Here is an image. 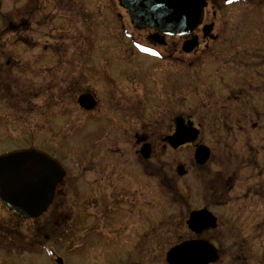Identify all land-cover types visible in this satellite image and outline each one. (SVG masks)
<instances>
[{
    "label": "rangeland",
    "instance_id": "obj_1",
    "mask_svg": "<svg viewBox=\"0 0 264 264\" xmlns=\"http://www.w3.org/2000/svg\"><path fill=\"white\" fill-rule=\"evenodd\" d=\"M33 4L28 1L25 8L23 0H0V153L16 148H42L58 157L70 173L80 170L77 164L82 158H101L107 161L108 172L112 166H118L116 170L120 171L105 173L112 180L115 174L116 179L107 185L101 201L98 191H90L100 187L97 179L90 174L76 177L77 199H69L67 195L57 211L48 208L40 217H18L0 202V264H166L168 249L190 235L185 224L190 212L200 208H207L219 220L234 218L236 222L230 226L221 221L218 229V232L228 230L221 244L218 243L224 264H264L262 217L250 208L236 212L234 206L217 204L212 197L213 171L221 170L225 158L212 154L199 166L193 160V144L173 149L161 140L172 130L168 129L169 122L182 114L195 123L202 122V137L196 142L216 151L212 135L216 118L233 124L249 122L239 114L226 115L215 109L221 105L229 108L230 104L214 93H207L208 97L205 92L200 93L199 87L205 86L211 77H199L198 70L203 61L212 62L214 45L226 48L231 43L252 42L247 39L255 36L252 29L255 25L238 15L243 5L225 7L221 19L228 22V17L235 15L239 19V32L229 31L232 24L228 22L220 40H206L209 47L204 54L191 50L183 56L177 46V51H169L171 57L166 56L169 67H158L152 66V58L133 50L132 40L126 34L131 33L134 39L139 34L129 26L118 0H40L45 9L30 15ZM260 10L263 15L264 7ZM20 20L30 23V30H14ZM211 20L209 16L207 21ZM182 56L186 60L184 65L180 61ZM114 57L121 60L117 64L121 65L122 74L137 78L125 79L126 84L119 83V90L123 102L128 103L127 99L134 97L138 103L140 112L130 122L131 128L153 133V152L148 163L144 160L137 164V147L126 132H122L123 136L110 132L103 139L104 128L93 125L99 123L97 117L88 118L77 105L78 89L67 91L75 60L90 59L93 64L98 60L99 68L103 69L108 59ZM56 63L57 75L52 74ZM164 69L167 76L162 72ZM153 71L155 75H163L152 77ZM96 79L89 82L97 93L100 80ZM53 81L57 83V92L52 97ZM84 85L86 80L80 88ZM40 90L44 104L35 97ZM127 117L123 116L122 122L129 123ZM44 121L45 126L40 128L39 122ZM179 164L187 170L184 176L175 171ZM126 170L134 172L130 174L133 178L126 177ZM242 187L244 182L239 188ZM118 194H122L121 200L115 199ZM249 202L241 199L236 206H253ZM55 217L58 226L52 227ZM215 233L209 231L207 235Z\"/></svg>",
    "mask_w": 264,
    "mask_h": 264
},
{
    "label": "flooded vegetation",
    "instance_id": "obj_2",
    "mask_svg": "<svg viewBox=\"0 0 264 264\" xmlns=\"http://www.w3.org/2000/svg\"><path fill=\"white\" fill-rule=\"evenodd\" d=\"M23 1L25 2V8L27 7V2H31V0ZM32 2L34 4L29 11L30 15L45 9L44 6H40V0H32ZM238 3L243 5V11H238V15H240L243 21L247 20L250 22L252 20L255 25V27L252 28L255 31V36L247 39H251L252 42L249 41L244 44L231 43L226 48L224 46L214 45L216 48L212 50V62L205 64V61H203V63L199 64L198 68L200 71L199 77H211V81L205 82V86H200L199 89H201L200 93H206V97L214 93L217 97L225 99L230 104L229 108H223L222 105L220 108H215L217 111L226 115L239 114L241 115L242 120L249 121L233 124L227 122L221 117L216 118L215 120L217 122L212 124L213 140L215 141L217 148H215L216 151H212V148L208 147L210 150L208 160L212 154L216 155V158H225L224 160H226L225 164L221 165V170L215 169L213 171L214 178L211 185L213 193L212 197L215 199V203L217 204L234 206L233 209L236 212L246 211L247 208L256 210L257 216L262 217L260 220L261 226H264V122H261V116H264V14H260V8L264 7V0H206V7L204 8L202 22L189 34L179 36H171L154 29L138 28L133 26L128 18L127 12L125 11L129 21V26H131L133 31L139 35H141L140 33L142 32L145 33V35H141V37L139 35L134 36L137 40L132 37L131 33L126 34V36L131 38L132 47H134L133 50L136 51L137 54L141 53L140 55L143 57L152 58L150 61L152 66L156 65L158 67H169L167 64L168 61H165L168 60L167 57H171V53L169 51L171 49H175L174 51H177L176 48L179 46L181 50L180 52L183 56L189 54L183 51V45L186 41L192 39L193 37L196 38L197 44L192 51L196 50L197 52L199 50L200 54H204V51H206L209 47L206 40H211L213 42L220 40L222 38L221 35L223 34V31L227 29L224 27L226 23L230 22V24H232V27L228 29L229 31L234 32L237 29L239 32V19L236 20L234 17L235 15L233 17L227 16L229 19L228 22L221 21L224 16L223 9L225 7L230 8ZM230 14L233 13L230 12ZM209 16H211L212 19L210 22L207 21ZM50 19H52V16H50ZM51 23L52 21H50V24ZM119 24H121V26L123 25L121 22ZM8 25L11 26L10 21L8 22ZM30 27L31 24L26 22V20H20L19 25L17 27L14 26V30H30ZM248 29L251 30V28H247V30ZM168 39H175L176 41L169 43ZM146 47H148V49L149 47H152L153 49L151 48V51H146L147 54H145L144 49H147ZM87 50H90L89 44H87ZM183 56L180 58L182 65L186 63ZM159 58L161 61H159ZM6 61L9 63L10 59H7ZM93 61L90 59H84L76 62L75 60V64L73 67L71 66L73 77L72 80L68 82L67 91L72 92L78 89L77 92L75 91L77 93V105L88 118L93 119L97 117L99 123H94L93 125H98V127L104 128L105 136L103 139H105L110 132L111 134H117V136H123L122 132H126L128 135L127 137H129V141H133L135 147H137V149H135L137 156H139V158H137V164H139V162H144V160L148 163L150 160L149 157L153 152V133L148 130H145L144 132H137L135 129L131 128L132 124H130V122L132 119L136 118L135 115L140 112L138 109V103L134 97L131 99L128 98V103L123 102L122 93L119 90L121 87L119 83L123 84L124 82V84H126L125 79L130 81L134 78L137 80V78L132 75L122 74L123 70L120 68L121 65H118L121 60L118 58H109L107 65L104 66L103 69L99 68L100 65H98V60L95 61V64H93ZM57 67V63L52 66V74L57 75ZM166 70L167 69H164L162 72L166 74ZM153 73L152 77H160L163 75L162 73L155 75L156 73L154 71ZM93 78H98L100 80L97 93L92 90V86L90 88L89 80ZM84 80H86L87 85L80 88V84H82V81L84 82ZM70 86L72 87V90H69L71 89ZM50 88L52 90L51 95L53 97L54 91L57 92V83L53 81ZM160 88L164 90L165 86L161 85ZM207 93H210V95ZM35 97L39 100L43 99L41 90ZM48 104H52V102H49ZM126 115L128 116L127 118L129 119V123L127 121L122 122L123 116ZM177 117L178 116H176L171 123L169 122L168 129L172 130L161 139L164 145H168L166 137L173 134L175 119ZM180 117L184 119L185 124L188 121H191V127H195L198 130V135L194 141L182 144L176 149L184 147L185 145L193 144L195 150L200 144L196 142V140H200L202 137L203 124L202 122L195 123L191 120V118H186L182 116V114ZM219 119L226 122H219ZM226 119H229V117ZM45 124V121L44 123L39 122V127L43 128ZM236 137L242 138L241 141L239 138L235 139ZM111 140L119 142L117 138H111ZM146 144L149 145L150 150L148 158H144L140 154V148ZM95 145H97V143ZM43 150L56 157L47 149ZM57 159L64 168V175L61 181L55 186L52 202L46 209L48 210V208H50L51 211H57L60 206H63L65 203L63 201V197L67 195L68 198L70 197L69 199H77V197L75 198V196H77L76 177L90 174L94 179H97V183L100 184V187L97 190L92 188L90 191H98L97 197L100 200L101 196L106 194L107 185L113 183V181L115 182V174H118L117 172L120 171L116 170L118 169V166H112L109 169L111 171L108 172L106 168L107 161H101V158H82L77 164L80 170L70 173L71 170L69 169V171L58 157ZM114 160L115 163H118L116 159ZM195 164L199 165L197 163ZM180 165L184 168L182 164H179L175 167V171L178 176H184L187 173L185 168L183 175L178 174L177 167ZM113 167L115 170H112ZM147 168L149 167L147 166ZM114 171L116 172L112 175L114 180H112L110 176L105 175V173H114ZM132 172L133 171L126 170V177L133 178V176H130ZM241 182H244V187L239 188ZM89 184H92V182H89ZM119 186L121 187L122 185ZM205 187H208V183H205ZM235 190H238V192ZM121 197H123L122 194H118L115 199L121 200ZM241 199L249 200V204L253 206L247 207L248 204L246 206H244V204H238L236 206V201ZM92 204L95 205V203ZM104 206H106V204H104ZM88 208L91 207L89 206ZM52 215L53 214L50 216ZM214 216L216 217L214 227L205 229L198 233L192 231L188 227L186 219L185 224L189 228L190 235L183 236L179 242L197 240L208 241L216 249L217 257L207 264H224L225 261L221 259V249L218 243L221 244L220 240L227 236L226 233L228 230L226 229L222 232H218V229L222 226H220L221 221L230 226L231 224L235 225L236 222L234 221V218L219 220L215 214ZM58 222V217L53 218L51 226L57 227ZM209 231L216 233L215 235L208 236L207 234ZM190 250L188 251L189 254H195V251L192 252ZM185 253H187V251Z\"/></svg>",
    "mask_w": 264,
    "mask_h": 264
},
{
    "label": "water",
    "instance_id": "obj_3",
    "mask_svg": "<svg viewBox=\"0 0 264 264\" xmlns=\"http://www.w3.org/2000/svg\"><path fill=\"white\" fill-rule=\"evenodd\" d=\"M127 10L132 25L138 28H152L169 35L189 34L203 18L206 0H118ZM197 44L195 37L183 45L190 52ZM184 123L182 117L175 119V130L166 140L173 147L194 141L198 130ZM144 158L150 154L149 146L140 149ZM210 150L198 145L194 160L202 165ZM179 175L184 168L177 167ZM63 169L56 159L45 152L34 149H17L0 155V201L21 218H35L46 209L52 200L55 185L60 181ZM215 216L202 208L190 212L188 227L195 232L214 227ZM192 249V250H190ZM195 251L189 254L188 251ZM187 251V253H185ZM217 257L214 246L205 240L181 242L166 253L168 264H207ZM61 262V259H57Z\"/></svg>",
    "mask_w": 264,
    "mask_h": 264
},
{
    "label": "snow or ice",
    "instance_id": "obj_4",
    "mask_svg": "<svg viewBox=\"0 0 264 264\" xmlns=\"http://www.w3.org/2000/svg\"><path fill=\"white\" fill-rule=\"evenodd\" d=\"M145 51H151L150 49H144Z\"/></svg>",
    "mask_w": 264,
    "mask_h": 264
}]
</instances>
